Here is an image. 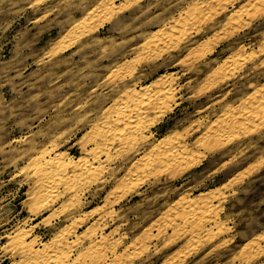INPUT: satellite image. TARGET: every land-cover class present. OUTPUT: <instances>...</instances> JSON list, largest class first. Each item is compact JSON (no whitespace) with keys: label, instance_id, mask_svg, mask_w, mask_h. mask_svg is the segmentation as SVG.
<instances>
[{"label":"rangeland","instance_id":"obj_1","mask_svg":"<svg viewBox=\"0 0 264 264\" xmlns=\"http://www.w3.org/2000/svg\"><path fill=\"white\" fill-rule=\"evenodd\" d=\"M103 2L0 0V264H22L16 238L27 232L25 243L33 240L36 250L51 240L68 246L88 237L70 249V262L103 244V258L93 263L264 264V0ZM142 49L149 50L145 56ZM164 77L171 98L149 111L146 140L121 156L112 145L92 162L93 127L109 105L128 89L149 85L152 93ZM166 137L185 147L186 153L176 149L183 158L156 166L158 173L155 167L141 172L140 159L157 145L166 148ZM43 148L66 159L89 158L86 170L97 173L89 178L85 171L90 180H81L78 199L61 190L46 197L36 190L34 198L27 163ZM192 203L202 207L206 224L186 216ZM102 236L108 240L98 243Z\"/></svg>","mask_w":264,"mask_h":264},{"label":"bare ground","instance_id":"obj_2","mask_svg":"<svg viewBox=\"0 0 264 264\" xmlns=\"http://www.w3.org/2000/svg\"><path fill=\"white\" fill-rule=\"evenodd\" d=\"M105 1H107V0H104V2ZM228 1V0H227ZM258 1V0H257ZM34 2V1H33ZM103 2V3H104ZM217 2V1H216ZM102 3V4H103ZM254 3V2H253ZM256 3V2H255ZM101 4V5H102ZM199 5V4H198ZM201 5V4H200ZM203 5V4H202ZM249 5V4H248ZM38 6V5H37ZM104 6V5H103ZM217 6V5H216ZM99 7L101 8V6L99 5ZM209 7V6H208ZM212 7V6H211ZM199 8V7H198ZM197 8V9H198ZM104 9V8H103ZM106 9V8H105ZM207 9V8H206ZM240 9V8H239ZM242 9H244V8H242ZM108 10V9H107ZM110 10V9H109ZM90 11H91V9H90ZM104 11V10H103ZM199 11V10H198ZM89 12V11H88ZM114 12V11H113ZM250 12V11H249ZM99 13V12H98ZM186 14V13H185ZM240 14V13H239ZM241 14H242V12H241ZM188 15V14H187ZM187 15H186V17H187ZM92 16V15H91ZM192 16V15H191ZM211 16V15H210ZM235 16V15H234ZM93 17V16H92ZM182 17V16H181ZM94 18V17H93ZM92 18V19H93ZM180 18V17H179ZM194 18V17H193ZM241 18V17H240ZM83 19H85V18H83ZM82 19V20H83ZM90 19V18H89ZM185 19V18H184ZM36 20H37V18H36ZM84 21V20H83ZM83 21H79V22H82V24H83ZM78 22V23H79ZM179 22H180V20H179ZM182 22H183V18H182ZM190 22H191V20H190ZM234 22H235V19H234ZM77 23V24H78ZM87 23V22H86ZM193 23V22H192ZM231 23V22H230ZM76 24V26H79V25H77ZM177 24H179L178 22H177ZM196 24V23H195ZM83 25H81L80 27H82ZM89 26V25H88ZM174 26H176V24H174ZM179 26V25H178ZM182 27V26H181ZM75 28V27H74ZM73 28V29H74ZM77 28V27H76ZM83 28V27H82ZM94 28V27H93ZM176 28H178V27H176ZM181 29V28H180ZM222 29V28H221ZM74 30H76V29H74ZM80 30V29H79ZM88 30V29H87ZM94 30V29H93ZM165 30V29H164ZM77 32H78V29L76 30ZM80 31H84V29L83 30H80ZM85 31H86V29H85ZM161 31H162V29H161ZM169 31V30H168ZM179 31V30H178ZM182 31V30H181ZM193 31V30H192ZM163 32V31H162ZM161 32V33H162ZM174 32V31H173ZM69 33V32H68ZM76 33V32H75ZM160 33V34H161ZM164 33V32H163ZM188 33V32H187ZM187 33H185V34H187ZM74 34V33H73ZM78 34V33H77ZM68 35V34H67ZM80 35V34H79ZM86 35V34H85ZM188 35V34H187ZM159 36V35H158ZM180 36V35H179ZM182 36V35H181ZM185 36V35H184ZM160 37V36H159ZM158 37V38H159ZM162 37L164 38V36L162 35ZM70 38V37H69ZM157 37H156V39H158ZM214 38V37H213ZM183 39V38H182ZM160 40V39H159ZM165 40V39H164ZM166 40H167V38H166ZM181 40V39H180ZM78 41V40H77ZM152 40H150V42H151ZM179 41V40H178ZM177 41V42H178ZM157 42H158V40H157ZM159 42H161V41H159ZM158 42V43H159ZM69 43V42H68ZM76 43V42H75ZM147 43V42H146ZM149 43V42H148ZM162 43V42H161ZM167 43V42H166ZM180 43V42H179ZM207 43V42H206ZM156 44V43H155ZM155 44H153L152 43V46L153 45H155ZM168 44H170V43H168ZM172 44V43H171ZM174 44V43H173ZM67 45V44H66ZM150 45V44H149ZM167 44H165V46H166ZM57 46V45H56ZM138 46V45H137ZM146 46V45H145ZM145 46L144 47H142V48H145ZM59 47H60V45H59ZM155 47V46H154ZM258 47V46H257ZM262 47H264V46H262ZM63 48H64V46H63ZM146 48H148V47H146ZM145 48V49H146ZM160 48V47H159ZM158 48V49H159ZM167 48V47H166ZM52 49V48H51ZM262 49V48H261ZM60 50V49H59ZM59 50H56V51H59ZM163 50V49H162ZM145 50H141L140 51V53L141 52H144ZM147 51H149V50H147ZM146 51V52H147ZM199 51V50H198ZM146 52H144V56H145V53ZM150 52H152V54L154 53L153 51H151L150 50ZM263 52V51H262ZM54 53H55V50H54ZM50 54V53H49ZM148 54V53H147ZM236 54V53H235ZM141 55H143L142 53H141ZM162 55V54H161ZM140 56V55H139ZM52 57V56H51ZM142 57V56H141ZM152 57V56H151ZM201 57H203V56H201ZM137 58V57H136ZM235 58H237V57H235ZM151 59V58H150ZM199 59V58H198ZM234 59V58H233ZM232 59V60H233ZM242 59V58H241ZM134 60V59H133ZM141 60V59H140ZM235 60V59H234ZM253 60V59H252ZM261 62V61H260ZM124 63V62H123ZM122 63V64H123ZM235 63V62H234ZM237 63V62H236ZM241 63H242V61H241ZM133 64V63H132ZM179 64H180V61H179ZM233 64V63H232ZM120 65H121V63H120ZM125 65V64H124ZM134 65V64H133ZM234 65V64H233ZM127 66V65H126ZM222 66V65H221ZM225 66H226V64H225ZM124 67V66H123ZM129 67V66H128ZM121 68V67H120ZM125 68V67H124ZM226 68H227V66H226ZM225 68V69H226ZM235 68V67H234ZM233 68V69H234ZM118 69V68H117ZM117 69H116V71H117ZM133 69H136V68H133ZM126 70V69H125ZM131 70V69H130ZM227 70V69H226ZM239 70V69H238ZM119 71V70H118ZM121 71H122V69H121ZM124 72V71H123ZM113 73V72H112ZM126 73V72H125ZM132 73V72H131ZM212 73H214V72H212ZM211 73V74H212ZM217 73H220V72H217ZM217 73H216V75H217ZM111 74V73H110ZM120 74V73H119ZM214 75V74H213ZM114 76V75H113ZM115 77V76H114ZM118 77V76H117ZM169 77V76H168ZM171 78V77H170ZM217 78V77H216ZM108 79V78H107ZM111 79L112 80H114V79H116V78H112V75H111ZM120 79V78H119ZM162 79V85L160 86L159 85V88H157L155 91H153L152 93H150L149 94V85L148 86H145V87H143L142 89H140V92H139V90L137 91V90H134L133 88L131 89V91H129V89H128V92L129 93H125L124 94V96H122V97H120L119 95V99L117 100V98H115L117 101L116 102H114L113 103V105H109V110H108V113L106 114V115H104L103 116V118H102V120L101 121H99V123H98V125L99 126H97V125H94L95 127H93V130H94V128L96 129V132H95V130H94V133H96V137L95 136H93L94 138H92L91 140H95V141H92V143L94 142V147H93V149H92V151H91V149L89 150L90 152H91V157L94 159L92 162H94L96 159H98V158H100V154H104V153H107V150H108V148H110V146H112V145H116V146H118V149H115L116 151H118V153H125V152H130V151H132V150H134V149H136L138 146H139V144L141 143V142H143V141H145L146 140V138L147 137H145L144 136V131H145V129H146V126H147V124H145V120H146V117L148 116V114H149V111H152V110H156V108L158 107V108H162L163 106L162 105H164L165 103H163L164 101H166L167 100V98H169V95L171 94V91H172V87H171V84H169V81H168V78L167 77H164V78H161ZM209 79V78H208ZM215 79V78H214ZM213 79V80H214ZM228 79V78H227ZM230 79V78H229ZM112 80H110V82H113ZM115 81V80H114ZM205 81H206V79H205ZM109 82V83H110ZM213 82V81H212ZM154 83V82H153ZM172 83V82H171ZM113 84V83H112ZM116 84V83H115ZM157 84V83H156ZM159 84V83H158ZM135 85V84H134ZM155 85V84H154ZM111 86V85H110ZM152 86V85H151ZM155 86H157V85H155ZM215 86V85H214ZM156 88V87H155ZM141 90H143V91H141ZM154 90V89H153ZM207 90V89H206ZM258 90H259V88H258ZM147 93H145V92ZM148 91V92H147ZM143 93H145V94H143ZM258 93V92H257ZM123 95V94H122ZM256 97V96H255ZM165 98H166V100H165ZM171 98V97H170ZM169 98V99H170ZM259 98V97H258ZM173 99V98H172ZM252 101V100H251ZM261 101V100H260ZM256 102V101H255ZM258 102V101H257ZM215 103V102H214ZM213 103V104H214ZM240 103V102H239ZM261 103V102H260ZM112 104V103H111ZM242 104V103H241ZM166 105V104H165ZM255 105V104H254ZM254 105H253V107H254ZM111 106V107H110ZM107 108V107H106ZM249 108V107H248ZM237 109V108H236ZM241 109V108H240ZM261 109V108H260ZM105 110H107V109H105ZM158 110V109H157ZM153 112V111H152ZM262 112V111H261ZM103 113V112H102ZM159 113V112H158ZM245 113V112H244ZM251 113H254V111L253 112H251ZM236 114V113H235ZM150 115V114H149ZM224 115V114H223ZM244 115V114H243ZM247 115V114H246ZM257 115V114H256ZM157 116V115H156ZM239 116V115H238ZM260 116V115H259ZM152 117H153V115H152ZM159 117V116H158ZM250 117V116H249ZM155 118V117H154ZM223 118V117H222ZM226 118H227V116H226ZM235 118V117H234ZM261 118H263V117H261ZM224 119V118H223ZM242 119V118H241ZM98 120H99V117H98ZM228 120V119H227ZM230 120V119H229ZM233 120V119H232ZM235 120V119H234ZM222 121V120H221ZM225 121H226V119H225ZM224 121V122H225ZM232 122V121H231ZM237 122H239L238 120H237ZM237 122H236V124H237ZM260 122V121H259ZM149 123H150V121H149ZM148 123V124H149ZM215 123V122H214ZM222 123V122H221ZM233 123H234V121H233ZM97 124V123H96ZM224 125H226V123H223ZM239 124V123H238ZM245 124V123H244ZM221 124H220V122H219V125H217V126H220ZM224 125H222L223 127H224ZM228 125V124H227ZM97 126V127H96ZM253 126V125H252ZM254 126H256V125H254ZM235 127H237L236 125H235ZM239 127V126H238ZM237 127V128H238ZM244 127V126H243ZM92 128V127H91ZM226 128V127H225ZM228 128V127H227ZM236 128V129H237ZM240 128V127H239ZM228 129H230V128H228ZM232 129V128H231ZM92 130V129H91ZM208 130H209V128H208ZM227 130V129H226ZM234 130V129H233ZM253 130V129H252ZM249 131H251V130H249ZM184 132V131H183ZM90 133V132H89ZM242 133H244V132H242ZM93 134V133H92ZM229 134V133H228ZM234 134V133H233ZM232 135V134H231ZM91 136V137H92ZM151 137V136H150ZM234 137V136H233ZM88 138H90V137H88ZM168 138V140L167 141H165L166 139ZM148 139H149V137H148ZM166 139L164 138V139H161L162 141L164 140L166 143L169 141V137H166ZM235 139V138H234ZM221 140H223V139H221ZM86 141V140H85ZM84 141V142H85ZM175 141V139H173V141H169L168 142V144H167V146H166V148H164L163 147V149L162 150H159V146L157 145V147H155V149H157V150H155V149H149V151L150 150H152L151 151V153L149 152V153H147V155L146 156H144V158L143 159H140V158H138V160L140 159V161L142 160V162H141V164H139L140 166H142V171L141 172H148V173H150L149 171L150 170H152V169H155L156 168V166H160V165H165L166 164V162L168 161V162H170V161H174V163H175V160H176V158H180V157H182L183 158V155H185V154H183V155H181L182 153H179V152H177L176 151V149H181L180 148V146H181V143H178V142H176V141H178L177 139H176V141ZM230 141V140H229ZM17 142V141H16ZM225 142V141H224ZM91 143V142H90ZM91 143V144H92ZM165 143V144H166ZM222 143V142H221ZM230 143V142H229ZM53 144V143H52ZM84 145H86L85 143H84ZM161 145H164L163 144V142H162V144H161V142H160V146ZM53 146V148H54V146L55 145H52ZM155 146V145H154ZM56 147V146H55ZM114 147V146H113ZM152 147V146H151ZM181 147H183V146H181ZM117 148V147H116ZM188 148V147H187ZM56 149V148H55ZM161 149V148H160ZM185 149V147H183V150ZM115 150H114V152H115ZM188 150V149H187ZM50 151H52V148H49V149H40L39 150V152L36 154V155H34L33 156V158H31L30 159V161H29V163H27V165H28V167H27V170L28 171H32V175L35 177V182L33 183V185H34V189L35 190H33L34 191V198L36 197L35 196V191L37 190L38 192H39V195H41V197L43 196V195H45V197H46V195H47V193H49V192H53V193H55V192H58L59 190H61V192L62 193H64V194H67V195H69L71 198H70V200L72 199V197L73 198H75V195H77V199H78V194H76V191L79 189H77V187H79V185H83V184H81V182L83 181V179H85V178H87L88 177V175H86L87 177H85V171L86 172H89V171H87L88 169L87 168H89L88 167V163H87V159H89V158H85L84 157V159L82 158H79V159H77V160H73V159H66L65 158V155L66 154H64V153H62V152H57V153H55L54 155H49L51 152ZM109 151V150H108ZM53 152V151H52ZM88 152V151H87ZM90 152H88L89 153V155H90ZM180 152H182V150L180 151ZM188 152V151H187ZM117 153V152H116ZM116 153H115V155H116ZM120 153V156L123 154H121ZM183 153H186V151L184 150V152ZM191 153V152H190ZM49 155L47 158H45V155ZM108 154H110V153H108ZM125 154H127V153H125ZM113 154H111V155H109V158L112 156ZM145 155V154H144ZM179 155H181V156H179ZM66 157H67V155H66ZM90 157V156H89ZM113 157V156H112ZM109 158H108V160H109ZM115 158V157H114ZM189 158V157H188ZM105 159V158H104ZM107 160V161H108ZM111 160V159H110ZM109 160V161H110ZM107 161H105L104 160V162H107ZM180 161V160H179ZM179 161H176V162H178L179 163ZM187 161V160H186ZM101 163H102V161H100ZM135 162H136V160H135ZM138 162V161H137ZM185 162V161H184ZM99 163V162H98ZM101 163H99L98 165L100 166V164ZM108 163V162H107ZM171 163V162H170ZM190 163V162H189ZM26 164V163H25ZM91 164H93V163H91ZM103 164V163H102ZM105 164V163H104ZM172 164V163H171ZM27 165H25V166H27ZM167 165V164H166ZM165 165V166H166ZM168 165H169V163H168ZM168 165H167V167H168ZM174 165V164H173ZM91 166V165H90ZM104 167L106 166V165H103ZM134 166V165H133ZM133 166H132V168H133ZM165 166H164V169H165ZM103 167V169H106V168H104ZM108 167V166H107ZM131 167V166H130ZM136 167H138V166H136V164H135V169H134V171L135 170H137V171H139V169H140V167H138V169L136 168ZM155 167V168H154ZM23 168V167H22ZM26 168V167H25ZM29 168V169H28ZM93 168H95L94 166H93ZM100 168H101V166H100ZM161 168V167H160ZM169 168V167H168ZM87 169V170H86ZM90 169H92V166L90 167ZM97 169H99L97 166H96V170ZM108 169V168H107ZM129 169V168H128ZM131 169V168H130ZM133 169H131V170H133ZM140 169V170H141ZM157 169V172L156 173H158L159 171H158V168H156ZM155 169V170H156ZM23 171L25 170V171H27L26 169H22ZM100 170V169H99ZM98 170V171H99ZM131 170L129 171V173L131 172ZM27 171V172H28ZM93 171V170H92ZM92 171H90L89 173H87V174H89V178H90V174H93V173H97L96 171H94V172H92ZM154 171V170H153ZM161 171H162V169H161ZM26 172V173H27ZM101 172H104V171H102V169H101ZM101 172H98V173H101ZM127 173V172H126ZM133 173V171L131 172V174ZM152 173V172H151ZM134 174V173H133ZM101 174H99V176H100ZM149 175V174H148ZM147 175V176H148ZM96 176V175H95ZM127 176H129V175H127ZM133 176V175H132ZM131 176V177H132ZM136 176V175H135ZM146 176V175H145ZM30 177H31V175H30ZM126 177V176H125ZM130 177V178H131ZM141 177V176H140ZM89 178H87V179H89ZM91 178H92V176H91ZM96 178H97V176H96ZM99 178V177H98ZM129 178V179H130ZM137 178V177H136ZM148 178H150V177H148ZM147 178V179H148ZM92 179H94V182H95V178H92ZM123 179V178H122ZM128 179V180H129ZM140 179V178H139ZM82 180V181H81ZM90 180V179H89ZM127 179H126V182L128 181ZM235 180V179H234ZM119 181H121V180H119ZM125 180H123V182H124ZM140 181V180H139ZM233 181V180H232ZM240 181V180H239ZM87 182H89V181H86V184L85 185H87ZM83 183H85V180H84V182ZM90 183V182H89ZM91 183H92V181H91ZM90 183V184H91ZM120 182H118V184H119ZM134 184V183H133ZM137 184V183H136ZM89 185V184H88ZM122 185H124L123 183H122ZM223 185V184H222ZM83 187H84V185H83ZM83 187H81V188H83ZM124 187V186H123ZM225 187V186H224ZM222 188V187H221ZM220 188V189H221ZM228 188V187H227ZM77 189V190H76ZM226 190V189H225ZM36 191V192H37ZM80 191V190H79ZM37 192V193H38ZM61 192L59 191V195H63V194H61ZM118 192V191H117ZM209 193H210V191H208ZM216 192H218V191H216ZM221 193V192H220ZM211 194V193H210ZM209 194V195H210ZM37 195V194H36ZM50 195H53L52 197L54 198V194H51L50 193ZM50 195H48V197H50ZM56 195H58V194H56ZM55 195V196H56ZM59 195H58V197H59ZM184 195V194H183ZM220 195V194H219ZM38 196V195H37ZM202 196H204V195H202ZM206 196V195H205ZM41 197H40V199H41ZM51 197V198H52ZM82 197V196H81ZM31 198H33V197H31ZM55 198H57V197H55ZM199 198V197H198ZM225 198V197H224ZM76 199V200H77ZM200 199H202V198H200ZM199 199V200H200ZM207 199H209V198H207ZM211 199V198H210ZM43 201L45 200V198L44 199H42ZM48 200V199H47ZM51 200V199H50ZM74 200V199H73ZM72 200V201H73ZM80 200V199H79ZM178 200V199H177ZM189 200V199H188ZM187 200V201H188ZM203 201H204V203H205V200L204 199H202ZM202 200H200V201H202ZM186 201V202H187ZM191 201V200H190ZM66 202V201H65ZM75 202V201H74ZM182 202H183V200H182ZM181 202V203H182ZM185 202V201H184ZM184 202L182 203V205H184ZM39 203V202H38ZM45 204H48V203H46V202H44ZM69 203V202H68ZM76 203V202H75ZM74 203V204H75ZM191 203V202H190ZM197 203H199L198 201H197ZM201 203V202H200ZM208 203V202H207ZM51 204H52V202H51ZM70 204H72V202H70ZM178 204V203H177ZM64 205V204H63ZM181 205V206H182ZM186 205V204H185ZM184 205V206H185ZM196 205V204H195ZM200 205H202V204H199V206ZM208 205V207H209V205L211 206V204H207ZM206 205V206H207ZM35 206V205H34ZM38 206V205H37ZM45 206V205H44ZM47 206V205H46ZM65 206V205H64ZM180 206V207H181ZM189 206V209L185 212L187 215V217H189V218H195V219H197L198 218V221H202V219L205 217V215H203V212L201 211V210H199V208L200 207H196V206H194V204L192 203V205L190 206V205H188ZM205 206V205H204ZM206 206L205 207H203V208H206ZM218 206V205H217ZM71 207V205L70 206H68V208H70ZM73 207H74V205H73ZM106 207V206H105ZM175 207V206H174ZM174 207H172V208H174ZM177 207H178V205H177ZM176 207V208H177ZM34 208H36V206L34 207ZM63 208V207H62ZM107 208V207H106ZM171 208V209H172ZM182 209H185V208H187V206H185V208H183V207H181ZM202 208V207H201ZM200 208V209H201ZM37 209V208H36ZM66 209V208H65ZM71 209V208H70ZM181 209V210H182ZM168 210V209H167ZM173 210V209H172ZM177 210V209H176ZM203 210V209H202ZM206 210V212H207V209H205ZM210 207H209V211L208 212H210ZM54 211V210H53ZM102 211V210H101ZM174 211V210H173ZM170 212H172V211H170ZM175 212V211H174ZM181 212V211H180ZM202 212V213H201ZM205 212V211H204ZM206 212H205V214H206ZM215 212V211H214ZM213 212V213H214ZM219 212V211H218ZM217 212V213H218ZM93 213V212H92ZM182 213V212H181ZM210 213H212V211L210 212ZM212 213V214H213ZM168 214V213H167ZM211 214V215H212ZM217 215V214H216ZM84 216H85V214H84ZM165 216H166V214H165ZM164 216V217H165ZM186 216H185V218H186ZM206 216H208V218L210 219V218H213V217H210V214L208 213V215H206ZM203 217V218H202ZM217 217V216H216ZM70 218V217H69ZM207 217H206V219H208ZM80 219V218H79ZM102 219V218H101ZM174 219V218H173ZM168 220V219H167ZM175 220V219H174ZM182 220V219H181ZM188 220V219H187ZM204 220V219H203ZM211 220V219H210ZM171 221V220H170ZM191 221V220H190ZM197 221V226L199 225V222ZM79 222V221H78ZM95 222V221H94ZM174 222V221H173ZM192 222V221H191ZM208 222V221H207ZM206 222V223H207ZM74 223V222H73ZM77 223V222H76ZM75 223V224H76ZM188 223V222H187ZM202 223V222H201ZM200 223V225H202ZM204 223H205V220H204ZM205 223V224H206ZM172 224V223H171ZM170 224V225H171ZM74 225V224H73ZM168 225V224H167ZM191 225V224H190ZM69 226V225H68ZM70 226H72V224H70ZM185 226V225H184ZM195 226V225H194ZM199 228L198 229H203V227H204V225L203 226H198ZM200 227H202V228H200ZM213 227V226H212ZM66 228V227H65ZM72 228V227H71ZM94 228V227H93ZM148 228V227H147ZM195 228V230H196V227H194ZM63 229V228H62ZM69 230H70V232H71V229H70V227L68 228ZM73 229V228H72ZM95 229V228H94ZM101 229V228H100ZM180 229V228H179ZM193 229V228H192ZM223 229V228H222ZM21 230V229H20ZM63 230H65V233H64V236L66 235V231H68V230H66V229H63ZM191 230V229H190ZM189 230V231H190ZM194 229H193V231H195ZM209 230V229H208ZM73 231H74V229H73ZM96 231V230H95ZM161 231V230H160ZM192 231V232H193ZM196 231H198V235L200 234L199 233V230H196ZM200 231H202V230H200ZM218 231V230H217ZM22 232H24L23 230L21 231V235H22ZM27 232V231H26ZM25 232V233H26ZM91 232V231H90ZM97 232V231H96ZM114 232V231H113ZM191 232V231H190ZM211 232V231H210ZM223 232V231H222ZM28 233V232H27ZM26 233V234H27ZM72 233V232H71ZM179 233V232H178ZM219 233V232H218ZM24 234V233H23ZM26 234H24V236L26 237L27 235ZM61 233L59 232V235H60ZM87 234V233H86ZM95 234V233H94ZM209 234V233H208ZM224 234V233H223ZM18 235V234H17ZM16 235V236H17ZM56 235H58V234H56ZM84 235V234H83ZM82 235V236H83ZM100 235V234H99ZM148 235V234H147ZM185 235V234H184ZM193 235V234H192ZM197 234H196V236H198ZM15 236V237H16ZM62 236H63V234H62ZM66 236H69L68 235V233H67V235ZM89 236H90V234H89ZM146 236V235H145ZM212 236V235H211ZM15 237L13 238V239H11L12 240V244H13V241H16V240H14L15 239ZM24 237V239H26ZM56 237V236H55ZM61 237V236H60ZM70 237V236H69ZM85 237V236H84ZM82 237L83 238V240L85 239V238H88V237ZM104 237H106V236H102V238H101V240H99L98 241V243H102V242H105L106 240H108L107 238H105L104 239ZM177 237V236H176ZM192 237V236H191ZM194 237V236H193ZM215 237V236H214ZM12 238V237H11ZM57 238V237H56ZM63 238V237H62ZM65 238V237H64ZM64 238H63V240H64ZM81 238V236H78L76 239H74V241H71L72 243L70 244V245H65V243H67V242H65L64 244H63V242H62V240L60 241H54L53 243L51 242V241H53V240H51L49 243H43L42 244V249H40V250H36V249H34L33 248V246H32V243H33V240H30L29 242H27V243H25L26 241L23 239V235L22 236H19L18 238H16L17 239V243H16V249H15V251H16V253H18L19 254V256L22 258L21 260H23V262H21L22 264H84L85 263V261L88 259L91 263H93V260H95V259H97L98 258V256L100 255V259H102L101 258V254H100V249H101V246L103 245H101L100 247L99 246H96V245H94L95 244V242H94V244H92V245H94V246H92V248L90 247L91 246V244H90V246H89V244H88V246L91 248H89V250L90 251H88L87 250V248H86V252L85 251H83V252H85V254L84 253H81V254H83V255H80L79 254V252H78V254L79 255H77V256H79V257H75L76 259H73L74 261H69V258H70V256L69 255H72L71 254V252H70V249L72 248V247H76V245H79L78 243L80 242V239H82ZM211 238V237H210ZM89 239V238H88ZM90 239H91V237H90ZM100 239V238H99ZM146 239V238H145ZM180 239V238H179ZM192 239V238H191ZM190 239V240H191ZM198 240H199V236H198ZM66 241V240H65ZM96 241V240H95ZM213 241V240H212ZM108 242V241H107ZM111 242V241H110ZM109 242V243H110ZM116 242V241H115ZM142 242V241H141ZM167 242V241H166ZM195 242V241H194ZM198 242V241H197ZM197 242H195V243H197ZM91 243V242H90ZM108 243V244H109ZM113 242H111V244H112ZM120 243V242H119ZM134 243V242H133ZM132 243V244H133ZM11 244V245H12ZM68 244V243H67ZM111 244H109V245H111ZM114 244V243H113ZM205 244V243H204ZM15 245V244H14ZM13 245V246H14ZM80 245H82V244H80ZM197 245V244H196ZM12 246V247H13ZM105 246V245H104ZM199 246V245H198ZM74 247V248H75ZM129 246H127V248H128ZM132 247H133V245H132ZM13 248H15V246L13 247ZM116 248V247H115ZM126 248V249H127ZM138 248V247H137ZM187 248V247H186ZM194 248V247H193ZM104 249V248H103ZM106 249V248H105ZM141 249H143L144 250V247L142 246V248ZM146 249V248H145ZM12 250V249H11ZM14 250V249H13ZM12 250V251H13ZM73 250V249H72ZM147 251V250H146ZM69 252H70V254H69ZM89 252V253H88ZM106 252V251H105ZM144 252H145V250H144ZM103 253H104V251H103ZM137 253V252H136ZM245 253V252H244ZM247 253V252H246ZM130 254V253H129ZM189 254V253H188ZM15 255V254H14ZM140 255V254H139ZM180 255V254H179ZM249 255V254H248ZM18 256V257H19ZM189 256V255H188ZM241 256V255H240ZM19 257V258H20ZM106 257V256H105ZM133 257V256H132ZM135 257V256H134ZM139 257V256H138ZM171 257V256H170ZM245 257V256H244ZM244 257H243V259H244ZM238 258V257H237ZM247 258V257H246ZM99 259V258H98ZM97 259V260H98ZM127 259V258H126ZM131 259V258H130ZM136 259V258H135ZM115 260H116V258H115ZM129 260V259H128ZM182 260V259H181ZM246 260V259H245ZM20 261V260H19ZM104 261H105V259H104ZM121 261V260H120ZM234 261V260H233ZM242 261V260H241ZM90 262H88V263H90ZM97 262H99V261H97ZM96 261L93 263V264H96L97 263ZM115 262V261H114ZM113 262V263H114ZM169 262V261H168ZM172 262V261H171ZM179 262V261H178ZM182 262V261H181ZM19 263V262H18ZM90 263V264H91ZM86 264V263H85ZM176 264H178L177 262H176Z\"/></svg>","mask_w":264,"mask_h":264}]
</instances>
